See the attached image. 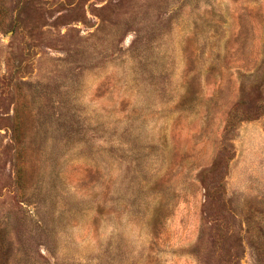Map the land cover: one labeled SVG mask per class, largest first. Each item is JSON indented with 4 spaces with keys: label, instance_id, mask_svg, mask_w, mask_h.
<instances>
[{
    "label": "rangeland",
    "instance_id": "374dc122",
    "mask_svg": "<svg viewBox=\"0 0 264 264\" xmlns=\"http://www.w3.org/2000/svg\"><path fill=\"white\" fill-rule=\"evenodd\" d=\"M0 264H264V0H0Z\"/></svg>",
    "mask_w": 264,
    "mask_h": 264
}]
</instances>
